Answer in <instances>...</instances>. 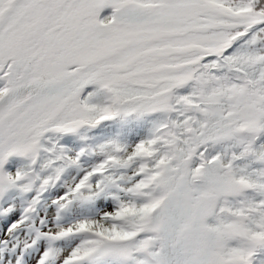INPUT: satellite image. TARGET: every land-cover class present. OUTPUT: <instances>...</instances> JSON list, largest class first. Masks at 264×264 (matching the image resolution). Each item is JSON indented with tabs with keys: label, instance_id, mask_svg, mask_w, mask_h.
Segmentation results:
<instances>
[{
	"label": "snow or ice",
	"instance_id": "1",
	"mask_svg": "<svg viewBox=\"0 0 264 264\" xmlns=\"http://www.w3.org/2000/svg\"><path fill=\"white\" fill-rule=\"evenodd\" d=\"M0 264H264V0H0Z\"/></svg>",
	"mask_w": 264,
	"mask_h": 264
}]
</instances>
